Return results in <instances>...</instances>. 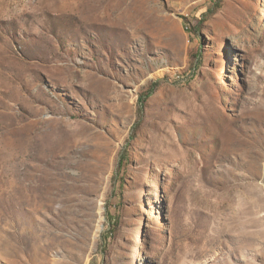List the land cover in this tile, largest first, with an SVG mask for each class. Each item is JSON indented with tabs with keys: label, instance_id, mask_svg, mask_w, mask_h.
Listing matches in <instances>:
<instances>
[{
	"label": "rangeland",
	"instance_id": "374dc122",
	"mask_svg": "<svg viewBox=\"0 0 264 264\" xmlns=\"http://www.w3.org/2000/svg\"><path fill=\"white\" fill-rule=\"evenodd\" d=\"M0 264H264V0H0Z\"/></svg>",
	"mask_w": 264,
	"mask_h": 264
}]
</instances>
